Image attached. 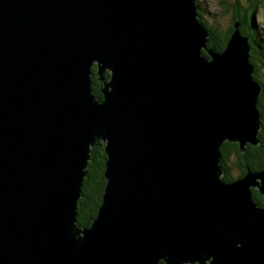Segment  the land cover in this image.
Masks as SVG:
<instances>
[{
  "label": "water",
  "instance_id": "obj_1",
  "mask_svg": "<svg viewBox=\"0 0 264 264\" xmlns=\"http://www.w3.org/2000/svg\"><path fill=\"white\" fill-rule=\"evenodd\" d=\"M239 26L219 52L195 0H0V264H264V169L222 179L262 127Z\"/></svg>",
  "mask_w": 264,
  "mask_h": 264
},
{
  "label": "trees",
  "instance_id": "obj_2",
  "mask_svg": "<svg viewBox=\"0 0 264 264\" xmlns=\"http://www.w3.org/2000/svg\"><path fill=\"white\" fill-rule=\"evenodd\" d=\"M232 19L231 25L227 28H221L217 24H213L214 20L207 21L204 19V12L198 8V18L203 23L204 27L208 30L209 36L207 41V47L214 51H222L226 45V42L229 39V35L233 30V23L238 21L240 24L239 30L240 32L248 37V42L251 47V63H256V60L259 62H263L262 58H259L260 52L263 50L259 39V30L255 29L253 16L257 14V12L261 9L259 7H264V0H245L244 4H238L235 2V5H232ZM262 31V30H261ZM258 50V51H257ZM264 59V55H263ZM257 65V63H256ZM259 72V71H258ZM258 72L254 68V79L260 82L258 78ZM107 77V74L106 76ZM109 78V77H108ZM92 84V94L95 99L98 101L101 100L102 95L100 93V84L97 81V78H91ZM95 84H97L95 86ZM263 90L261 95L259 96V104L258 109L261 115L262 129L259 134V142L260 144L257 147L250 149L247 152V158L250 161L251 170H262L264 169V116H263V104H264V83L262 84ZM238 150V149H237ZM229 150L225 148L222 149V165L224 167L223 170H226L225 174L222 175V179L226 182L233 181L232 173L229 167H226L224 162L226 155ZM231 151H234L231 150ZM238 154L240 152L238 151ZM104 160L105 154L104 151L100 147H94L90 151V159L88 161V165L86 167V176L83 180V185L81 189V197L77 202L76 208V225L79 228L89 227L92 221L96 218L97 210L101 203V197L103 194V187L105 184V179L103 176L104 171ZM242 174H245L247 171L246 168V158L245 156L242 159L241 164ZM258 193L254 191L253 200L257 198ZM263 202V199L260 200ZM160 264H164L161 262Z\"/></svg>",
  "mask_w": 264,
  "mask_h": 264
},
{
  "label": "rangeland",
  "instance_id": "obj_3",
  "mask_svg": "<svg viewBox=\"0 0 264 264\" xmlns=\"http://www.w3.org/2000/svg\"><path fill=\"white\" fill-rule=\"evenodd\" d=\"M244 1L245 0H195L196 4L198 5V8H200L204 12V19H206L210 23L212 20H214L213 24H217L219 27L224 28V29L231 25L232 9H233L232 5H235V2H238L239 5L240 4L242 5V4H244ZM259 8H261V9L257 12V14H255L253 16V21H254L255 29L257 31L259 30V34H260L259 38H257V39H259L261 44H258V45L262 46L263 50L260 52V55H258V57L262 58L263 62H259L258 60H256L257 65H256V63H253V64L251 63V64L257 72L259 71L257 79H259L260 82H258V81L257 82L262 85L264 83V59H263V55H264V7H259ZM219 52H221V51H219ZM251 53L252 52H250V54ZM250 57H251V55H250ZM253 75H255L254 72H253ZM258 104H259V100H258ZM258 104H257V108H258ZM263 116H264V104H263ZM261 129H262V127H261ZM260 130H259V132H260ZM258 134H260V133H258ZM258 137H259V135H258ZM234 144L237 145V148H235L234 151H231L232 153L229 156V160L233 161V162L236 161V159H237L238 143L226 141L220 147V152L222 153L223 148L226 147V149L229 150L230 146H232ZM247 144H249V143H247ZM230 161L226 162L228 166H231ZM253 190H255L258 193L257 189L252 188V191ZM258 195H260V194L258 193Z\"/></svg>",
  "mask_w": 264,
  "mask_h": 264
},
{
  "label": "flooded vegetation",
  "instance_id": "obj_4",
  "mask_svg": "<svg viewBox=\"0 0 264 264\" xmlns=\"http://www.w3.org/2000/svg\"><path fill=\"white\" fill-rule=\"evenodd\" d=\"M92 72H93V75L91 76V78H94V77L97 78V75H96L97 69H96V66H95V65L92 67ZM106 74H107V77H105ZM108 77H109V73H108V72H105V73H104V79H105L106 81L108 80ZM97 81H98V78H97ZM98 83L100 84V89H101L102 84H101L99 81H98ZM93 85H94V84H92V86H93ZM96 85H97V84H95V86H96ZM258 135H259V134H258ZM259 143H260V142L258 141V144H259ZM258 144H257V145H258ZM257 145L246 144V145L244 146V150H243V152L239 151L240 154H237V159H236V161H234V162L229 160V156H230V154L232 153L231 150H232V149L235 150V148H237V145L234 144V145L230 146V149H229V151H228V153H227V155H226V158H225V162H224V164H225L226 167H229V168H230V171H231V173H232L233 180L238 179V178H241L242 176H244V174H242V171H241V164H242V159H243L244 156H245V158H246V168H247V170H251V168H250V166H249L250 161H249V159L247 158V152H248L250 149H252V148H254V147H257ZM222 160H223V156H222ZM229 161L231 162V166H228L227 163H226V162H229ZM221 165H222V161H221ZM222 169H224L223 165H222ZM251 171H257V170H251ZM225 172H226V170H223V174H222V175H224ZM231 181H232V180H231ZM253 191H255V190H253ZM253 191H252V198H254V197H253V195H254V192H253ZM255 192H256V191H255ZM257 198H258V199L255 198V200L258 201L257 204H258V205H264V197L261 196V195H259V196H257ZM262 199H263V202H260V200H262Z\"/></svg>",
  "mask_w": 264,
  "mask_h": 264
},
{
  "label": "bare ground",
  "instance_id": "obj_5",
  "mask_svg": "<svg viewBox=\"0 0 264 264\" xmlns=\"http://www.w3.org/2000/svg\"><path fill=\"white\" fill-rule=\"evenodd\" d=\"M250 48H251V47H250ZM250 51H251V50H250ZM249 62H250V64H251V57H250V56H249ZM251 65H252V64H251ZM253 72H254V68H253ZM159 262L161 263V262H163V261L160 260ZM160 263H159V264H160ZM163 263H164V262H163ZM164 264H165V263H164Z\"/></svg>",
  "mask_w": 264,
  "mask_h": 264
}]
</instances>
